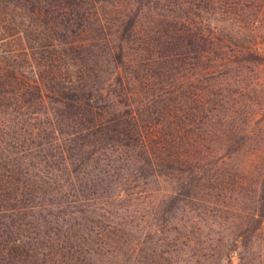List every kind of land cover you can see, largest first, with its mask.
<instances>
[{
  "label": "rangeland",
  "instance_id": "rangeland-1",
  "mask_svg": "<svg viewBox=\"0 0 264 264\" xmlns=\"http://www.w3.org/2000/svg\"><path fill=\"white\" fill-rule=\"evenodd\" d=\"M140 7L144 31L184 23L212 39L204 58L193 53L173 64L193 75L187 82L175 71L144 81L142 98L158 99L172 83L170 91L208 103L189 118L178 112L171 137L179 152L169 151L182 162L157 167L135 148L86 142L55 101L34 106L6 93L0 182L19 178L12 195L28 206L20 219L0 221H19L49 264H264V0H140ZM173 97L157 111L179 108ZM148 111L156 117V106Z\"/></svg>",
  "mask_w": 264,
  "mask_h": 264
},
{
  "label": "trees",
  "instance_id": "trees-1",
  "mask_svg": "<svg viewBox=\"0 0 264 264\" xmlns=\"http://www.w3.org/2000/svg\"><path fill=\"white\" fill-rule=\"evenodd\" d=\"M107 1L0 0V99L11 93L32 100L34 106L53 100L61 106V115L76 125L74 134L86 142L95 138L93 144L135 148L157 167L173 159L181 163L169 151L179 152L171 137L179 134L178 112L189 118L191 112H204L208 103L198 93L170 91L172 83L158 99L142 95L150 86L146 83L177 72L173 64H185L189 54L204 58L212 39L184 23L162 21L144 31L138 21L140 0H111L109 9L103 6ZM146 66L159 73L144 74ZM185 73L183 68L175 74L178 83L193 77ZM172 95L179 108L167 107ZM162 100L167 106L159 112ZM155 106L153 118L148 109ZM144 113L149 114L146 121ZM166 125L172 130L167 135ZM10 179L0 182V218L20 219L28 205L14 196L19 178L14 185ZM262 203L264 207V198ZM20 226L19 221H0V264H49L48 255L26 242Z\"/></svg>",
  "mask_w": 264,
  "mask_h": 264
}]
</instances>
